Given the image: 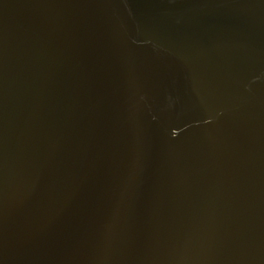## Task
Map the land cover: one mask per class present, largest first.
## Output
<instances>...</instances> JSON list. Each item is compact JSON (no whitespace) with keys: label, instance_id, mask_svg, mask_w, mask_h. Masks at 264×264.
<instances>
[{"label":"water","instance_id":"95a60500","mask_svg":"<svg viewBox=\"0 0 264 264\" xmlns=\"http://www.w3.org/2000/svg\"><path fill=\"white\" fill-rule=\"evenodd\" d=\"M0 264H264V0H0Z\"/></svg>","mask_w":264,"mask_h":264}]
</instances>
